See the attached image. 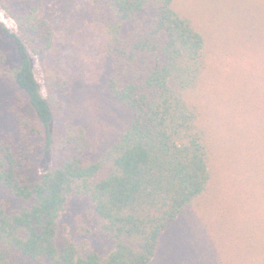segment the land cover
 <instances>
[{
	"label": "trees",
	"instance_id": "trees-1",
	"mask_svg": "<svg viewBox=\"0 0 264 264\" xmlns=\"http://www.w3.org/2000/svg\"><path fill=\"white\" fill-rule=\"evenodd\" d=\"M174 2L91 0L92 22L108 38L106 89L128 115L97 150L74 121L71 83L48 75L44 98L36 78L33 57L54 45L52 23L40 17L46 0H0L18 25L16 35L0 23V264H150L196 201L229 197L233 184L244 199L264 202V120L232 139L204 125L206 39ZM4 40L14 73L4 72ZM44 157L52 164L42 173ZM75 194L94 204L109 255L82 254L60 233Z\"/></svg>",
	"mask_w": 264,
	"mask_h": 264
},
{
	"label": "rangeland",
	"instance_id": "rangeland-1",
	"mask_svg": "<svg viewBox=\"0 0 264 264\" xmlns=\"http://www.w3.org/2000/svg\"><path fill=\"white\" fill-rule=\"evenodd\" d=\"M174 7L206 39L209 63L199 99L204 125L232 139L254 122H263L264 0H175ZM40 17L51 21L55 33L50 52L33 57L42 95L47 97L48 75L66 78L74 91V121L88 128L99 150L128 120L106 89L107 33L92 22L91 0H46ZM0 23L18 34L17 23L1 9ZM3 42L4 72L14 73L18 62ZM51 164L44 157L40 171L45 173ZM231 189L229 197L193 203L165 232L150 264H264V202L244 199L233 184ZM59 230L82 254L89 248L103 256L111 252L86 196L68 199Z\"/></svg>",
	"mask_w": 264,
	"mask_h": 264
}]
</instances>
